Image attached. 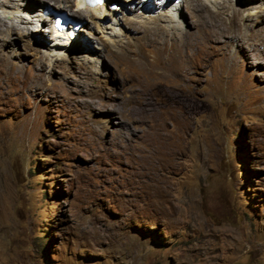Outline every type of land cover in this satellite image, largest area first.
<instances>
[{
  "label": "rangeland",
  "instance_id": "1",
  "mask_svg": "<svg viewBox=\"0 0 264 264\" xmlns=\"http://www.w3.org/2000/svg\"><path fill=\"white\" fill-rule=\"evenodd\" d=\"M71 1L0 0V264H264V0Z\"/></svg>",
  "mask_w": 264,
  "mask_h": 264
},
{
  "label": "bare ground",
  "instance_id": "2",
  "mask_svg": "<svg viewBox=\"0 0 264 264\" xmlns=\"http://www.w3.org/2000/svg\"><path fill=\"white\" fill-rule=\"evenodd\" d=\"M53 1H55V2H63V3H65V5H63L64 6V9L67 7L68 9H69V7L71 8V3H72V1L71 0H53ZM77 1V9L78 10H76V11H73L72 13V15H74V16H76V17H71L72 19H74L75 21H79L81 24L83 23V20H81V19H79V18H84L85 19V17H87V16H89L90 18H92V19H96V20H98V21H104L105 19H107V17H112V19L117 23L118 21L116 20V15H118L119 13H118V11L119 10H117V11H111V10H108L107 9V7L111 4V3H114L113 1L114 0H109V1H111L110 2V4L108 5V3L105 5H102V6H95V7H86L85 5H84V2H83V0H76ZM108 1V0H107ZM166 1H168V2H170L171 3V5H169L168 6V10L171 12V11H177V12H179L180 11V16L182 15V13H181V7H182V5H181V3H179L177 0H166ZM201 1V0H200ZM128 3L129 5H132V9H131V7H130V9H128V6H126L127 4L126 3ZM178 2V3H177ZM175 3H177V4H175ZM139 4H141V6H137V5H139ZM145 4V0H124V3H123V11L125 12V10L127 11H135V10H139V9H141V7H143V5ZM136 5V6H135ZM204 5V4H203ZM202 6V5H201ZM13 7V9H14V12H16V13H19L20 15L22 14V15H30L31 14V11L33 10V7L32 6H30L29 4H25L24 3V6L22 5V6H20L19 8L18 7H15V6H12ZM61 8V7H60ZM151 8L154 10L155 8H156V6H155V4H154V6H151ZM175 8V9H174ZM198 8H200V7H198ZM206 8V7H205ZM16 9V10H15ZM62 9H63V7H62ZM120 9V8H119ZM157 9V8H156ZM155 9V10H156ZM195 9H197V7L195 8ZM202 9V8H201ZM200 9V10H201ZM74 10H75V8H74ZM199 10V11H200ZM207 10V9H206ZM42 11H38V13H36V16H37V18H38V21H42V23H46L47 24V20L45 19V18H42V13H41ZM95 12H97V14L95 13ZM141 12V11H140ZM149 12H152L150 9H148V8H146V12H144L143 14H146V15H148V13ZM221 12V11H220ZM95 13V14H94ZM209 13V12H208ZM220 14V13H219ZM27 15V16H28ZM149 16V15H148ZM69 17V16H68ZM78 17V18H77ZM170 18H172V16L170 17ZM182 20V19H181ZM30 22H33V18H31L30 20H29ZM52 23H53V21H52ZM120 23V19H119V22H118V24ZM40 25H42L41 23H40ZM45 25V24H44ZM100 25V24H99ZM83 26H84V24H83ZM68 27H71V25H69ZM41 28H43V25H42V27ZM82 30V28L81 29H79V31H78V34H77V36L76 35H74V33H73V31H68V30H62V31H57V35L58 36H60V37H64V36H68L67 37V39H62V40H69L70 38L69 37H74L73 38V41L76 39V38H79V33H80V31ZM42 31V30H41ZM51 34V33H50ZM51 36L53 37V39H54V44H58V41H61L60 39H58L57 37H56V35H52L51 34ZM62 42H64L63 44H69L70 42H67V41H62ZM73 44V43H72Z\"/></svg>",
  "mask_w": 264,
  "mask_h": 264
},
{
  "label": "clouds",
  "instance_id": "3",
  "mask_svg": "<svg viewBox=\"0 0 264 264\" xmlns=\"http://www.w3.org/2000/svg\"><path fill=\"white\" fill-rule=\"evenodd\" d=\"M107 4V3H106ZM105 4V5H106ZM110 4V1L108 0V5ZM85 5V4H84ZM86 7H91V6H87V5H85ZM108 9V8H107ZM53 15V14H52ZM54 15H56V14H54ZM54 15L52 16V19L54 18ZM63 15H65V14H63ZM66 16V15H65ZM68 17V16H67ZM70 20H72V21H74V22H76V23H78V24H80L81 25V23L79 22V21H75L74 19H72L71 17H68ZM66 30H68V31H73V33H74V35H75V32L77 31V30H74L73 29V26L71 25V27H68ZM51 33H52V35L54 34V35H56V37L58 38V39H60L61 41H67V42H72L73 41V38L74 37H69L70 39L69 40H62V39H67V35L66 36H64V37H60V36H58L56 33H57V31L54 29V28H52V31H51Z\"/></svg>",
  "mask_w": 264,
  "mask_h": 264
}]
</instances>
